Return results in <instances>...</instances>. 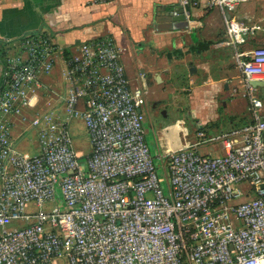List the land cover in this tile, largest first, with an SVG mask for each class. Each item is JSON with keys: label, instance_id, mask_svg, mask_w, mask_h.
I'll return each instance as SVG.
<instances>
[{"label": "built area", "instance_id": "obj_1", "mask_svg": "<svg viewBox=\"0 0 264 264\" xmlns=\"http://www.w3.org/2000/svg\"><path fill=\"white\" fill-rule=\"evenodd\" d=\"M246 1L177 0L174 14L198 32L205 13H221V43L235 50L251 121L198 130L193 140L172 134L166 148L159 138L156 153L143 89L132 84L122 60L127 47L114 36L67 47L41 29L8 41L0 264H264V98L252 84L264 80V45L241 50L261 29L233 15ZM61 57L57 90L47 79ZM75 121L89 135L88 152L76 146ZM184 124L179 118L177 130ZM33 132L39 152L26 154L18 141ZM216 143L223 153L202 150Z\"/></svg>", "mask_w": 264, "mask_h": 264}, {"label": "crops", "instance_id": "obj_2", "mask_svg": "<svg viewBox=\"0 0 264 264\" xmlns=\"http://www.w3.org/2000/svg\"><path fill=\"white\" fill-rule=\"evenodd\" d=\"M237 7L233 12L236 18L261 26L241 50L248 52L264 45V0H249ZM176 9L177 0H114L101 4L97 0H0V83L2 59L10 50V40L48 29L59 44L72 47L92 37L111 35L118 42L131 47L128 54L122 55V60L132 84L146 90V108L149 113L161 112L160 106L170 104L172 99L173 103L180 106L181 100L176 99L179 97L177 89H189L191 93L186 102L191 113L196 111L193 100L201 99L212 110L215 123L242 125L246 119L240 117L242 110L237 107L240 100L233 98L240 97L237 92L241 91V75L236 66L235 51L225 59L215 54L211 62L207 58H199L195 52L186 53L187 43H193L191 37L194 35L199 36L197 41L211 39L222 42L225 35L220 34L224 27L221 13L217 9L205 13L200 19L202 27L198 32L189 28L158 30L155 20L157 14H167ZM196 12L198 15L202 13L201 9H196ZM140 44L157 50L160 56H156L152 62L147 61L143 53L137 51ZM218 44L213 43L209 50H220ZM63 65L61 57L47 79L57 90H62L64 86ZM193 67L196 71L190 73ZM153 102H156V107L149 105ZM219 102L224 110L232 112L229 120L218 113L221 109ZM195 119L204 126L209 116L202 114ZM146 122L145 116V125ZM172 134L174 137L181 135L177 127L169 130V133H165L163 145L171 139ZM159 138L161 135L157 136L158 142Z\"/></svg>", "mask_w": 264, "mask_h": 264}, {"label": "rangeland", "instance_id": "obj_3", "mask_svg": "<svg viewBox=\"0 0 264 264\" xmlns=\"http://www.w3.org/2000/svg\"><path fill=\"white\" fill-rule=\"evenodd\" d=\"M245 2H242L241 4H243ZM238 8V7H237ZM236 8V9H237ZM235 9V10H236ZM234 10V11H235ZM187 33V32H186ZM222 36L225 35V26L223 27V31L220 33ZM188 35V34H187ZM197 37L199 38V36L194 35L192 38L193 43H187V50L186 53H194L195 51H193L194 46H196L197 44ZM217 43H219L217 45V47L220 50H216V51H212V50H204L202 52H195L196 54L199 55V58L202 57V59L207 58L209 59V62H211L210 60L213 58V56L216 54L219 57H221L222 59L224 58H228L231 57L234 53V48H230L227 45H224L221 43V41L219 42V40H216ZM121 45H125L127 47V50L123 53V55L128 54L131 51V47L128 46L127 44H123L122 42H118ZM137 51L141 53H143V57L149 61L152 62L154 61V59L156 58V56H160V53L157 52V50H153L152 48H150L148 45H138L137 46ZM203 54V55H202ZM198 59V58H197ZM166 65V64H165ZM218 71V69H216ZM220 72H222V70H220ZM238 72L240 73V71L238 70ZM178 95L179 97L176 98L178 101H180V106L178 104H175V102L173 103V99L171 100V103L168 105H164V106H160V110L163 109L166 111L165 114H163V112H159V113H149L147 111V108H144V113L146 116V128H147V141L149 143V146L152 150L153 153H156L158 150V141H157V136L161 135V139L162 142H164L166 140V135L165 133H169V130H171L175 125L176 121L179 118H182L185 121V124L182 125V128H179L177 131H179L181 133V135H178V137L180 138V140L185 141L187 140H193L194 135L196 134V132L198 130H202L205 131L206 133H219L222 131H228L230 129L239 127V126H243L248 124L251 121V116H250V111L248 108V103L247 100L242 96L241 91L239 90L237 92V94L240 97H233V98H237V100H240V102H238L237 107L238 109L242 110V113L240 114L241 118H245L246 121L240 125H230L229 122L228 123H222V124H218L217 122L215 123V121L213 120L214 116H213V112L212 110H210V108H208V106H205V104L203 103V101L201 99H196L193 100V105H194V109L196 111H194V113L190 112V106L187 104L186 100L189 98L191 91L189 89H177ZM45 99H49V100H54V98L51 95L45 94ZM179 103V102H178ZM45 105H43L44 107ZM179 106V107H178ZM219 106L220 108V112H218L219 114H221V117H223L224 119L229 120V116L232 115L231 111H227L224 110V108H222L221 102H219ZM196 113V114H195ZM198 114V115H197ZM207 115L209 116V120H207L204 123V126L200 125L197 121H196V117L197 116H201V115ZM166 126H169V129L165 128ZM184 126H186V128H184ZM72 131L73 134L75 135V143L76 146L78 148V150H81L82 152H88L89 151V135L83 125V123L81 121H75L72 124ZM174 133H176L174 131ZM37 135L36 132L30 133L29 135L21 138L18 141V146L20 148V150L26 154H35L39 152V145H38V140H37ZM202 150L205 152H213L216 154H221L224 152V149L222 147V145L220 143H216V144H211V145H205L202 146ZM63 264H69L66 260L64 261Z\"/></svg>", "mask_w": 264, "mask_h": 264}, {"label": "water", "instance_id": "obj_4", "mask_svg": "<svg viewBox=\"0 0 264 264\" xmlns=\"http://www.w3.org/2000/svg\"><path fill=\"white\" fill-rule=\"evenodd\" d=\"M186 9L189 10V6H186ZM174 10L172 12H168L167 14L158 13L156 20V28L158 30H170V29H188V22L184 20H179L178 17L174 14ZM196 71V68H190V73ZM252 84L260 87L261 92L264 94V80H253ZM163 114L166 113L165 110H162Z\"/></svg>", "mask_w": 264, "mask_h": 264}, {"label": "trees", "instance_id": "obj_5", "mask_svg": "<svg viewBox=\"0 0 264 264\" xmlns=\"http://www.w3.org/2000/svg\"><path fill=\"white\" fill-rule=\"evenodd\" d=\"M213 43H216V42L214 40H211V39L210 40H204L203 42L198 41L196 46H194L193 51L202 52L204 50L209 49L210 45H212ZM181 55H183V53H181ZM0 56H2V55H0ZM261 95L264 98V94L262 92H261Z\"/></svg>", "mask_w": 264, "mask_h": 264}, {"label": "flooded vegetation", "instance_id": "obj_6", "mask_svg": "<svg viewBox=\"0 0 264 264\" xmlns=\"http://www.w3.org/2000/svg\"><path fill=\"white\" fill-rule=\"evenodd\" d=\"M143 92H144V103H143V108H142V111L144 110V108L147 106V104H148V101L147 100H145V94H146V90H143ZM149 105L150 106H152V107H156L157 106V104H156V102H153V103H149ZM163 110V109H162ZM161 110V111H162ZM173 128L172 129H174L175 127H177L176 125H174V126H172Z\"/></svg>", "mask_w": 264, "mask_h": 264}, {"label": "bare ground", "instance_id": "obj_7", "mask_svg": "<svg viewBox=\"0 0 264 264\" xmlns=\"http://www.w3.org/2000/svg\"><path fill=\"white\" fill-rule=\"evenodd\" d=\"M169 142V141H168ZM168 142L166 144H164L163 146L166 148L168 146Z\"/></svg>", "mask_w": 264, "mask_h": 264}]
</instances>
